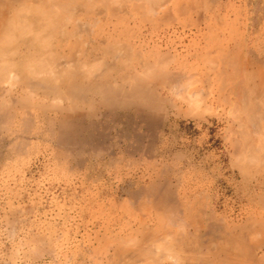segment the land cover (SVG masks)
<instances>
[{
	"label": "rangeland",
	"instance_id": "374dc122",
	"mask_svg": "<svg viewBox=\"0 0 264 264\" xmlns=\"http://www.w3.org/2000/svg\"><path fill=\"white\" fill-rule=\"evenodd\" d=\"M45 1L0 0V264H264V0Z\"/></svg>",
	"mask_w": 264,
	"mask_h": 264
},
{
	"label": "bare ground",
	"instance_id": "6f19581e",
	"mask_svg": "<svg viewBox=\"0 0 264 264\" xmlns=\"http://www.w3.org/2000/svg\"><path fill=\"white\" fill-rule=\"evenodd\" d=\"M48 1H49V0H48ZM50 1H51V0H50ZM50 1H49V2H50ZM52 1L55 2L56 0H52ZM69 1H70V0H69ZM79 1H80V0H79ZM94 1H95V0H94ZM97 1H98V0H97ZM99 1H100V0H99ZM99 1H98V2H99ZM135 1H136V0H135ZM137 1H138V0H137ZM45 2H46V1L43 0V3H45ZM53 2H52V3H53ZM57 2H58V1H57ZM67 2H68V1H67ZM23 3H24V0H23ZM29 3H30V2H29ZM37 3H38V2H37ZM37 3H36V4H37ZM39 3H42V2H39ZM55 3H56V2H55ZM62 3H63V4H61L62 7H63V5L67 4V3H66V0H65V1L63 0ZM68 3H69V2H68ZM84 3H85V2H84ZM31 4H32V3H31ZM31 4H30V6H31ZM50 4H51V3H49V5H48L50 9L48 8L47 5H46V8H45V5H43L42 7H39L38 4H37L38 6H36V7H35L34 4L32 5V6H34L35 9H34V8H33V9H30L31 7L29 6L30 8H29V7H28V8H29L30 10H28V11L25 10V9H26V7H25L24 10H25V12L27 11L26 14H25L24 10H19L18 8H17V9H18V10H17V9H16V6H15V9H16L18 12H19V11H22L21 14H24L25 16H27V15H32V16H34V17H36V18H40L42 21H45V22H43V23H46V22L51 23V21H52V19H51V18H52V14H51L49 11H46V10H47V8H48V10H52V9L54 8L53 6H56V5H57V6H60V5L57 4V3H56L55 5H53V6L51 5V7H52V9H51ZM53 4H54V3H53ZM87 4H88V3H87ZM89 4H91V9H92L93 4H92V3H89ZM95 4H96V3H95ZM95 4H94V5H95ZM24 5H25V4H24ZM80 5H81V4H80ZM82 5H83V4H82ZM96 5H98V4H96ZM113 5H114V3H113ZM25 6H27V5H25ZM84 6H85V5H84ZM110 6H111V5H110ZM21 7H22V6L20 5L19 8H21ZM37 7H38V8H37ZM62 7L60 8V9H61V12H63V11H62ZM85 7H86V6H85ZM132 7H133V6H132ZM135 7H136V6H135ZM66 8H67V7H66ZM87 8H89V6H88ZM12 9H13V8H12ZM15 9H14V10H15ZM21 9H22V8H21ZM60 9H59V10H60ZM16 10H15V11H16ZM56 10H57V8H56ZM66 10L69 11V9H65V11H66ZM71 10H72V9H71ZM17 11H16V12H17ZM57 11H58V10H57ZM57 11H56L55 15H56L57 13L61 14V12H59V11L57 12ZM68 11H67V12H68ZM72 11H73V10H72ZM18 12L15 14V19H13V20H14V22H13L14 29H15V31H17V29H19V30H20V33H21V34L23 33V34H22V38L28 37V38L30 39V40H27V41H25L24 39H22V40H21V41H22V44H23L24 46H26V48H27V47L29 48V47L33 46V45L35 44L36 41H37V42H40V44L43 43V42H42V39H40V36H35V34L32 35V36H28V35H31L30 32L27 31L28 28H29L28 26H27L28 28L25 29V28H26L25 24L23 25V23H22L21 26L19 25V24H20L19 22H18L19 24H16V21L18 20V17H16L17 14H19ZM23 12H24V13H23ZM11 13H13V11H12ZM12 17H14V16H12ZM31 18H32V17H31ZM31 18H30V19H31ZM61 18H62V17H61ZM32 19H33V18H32ZM56 20H57V19H56ZM11 21H12V20H11ZM11 21H10V22H11ZM18 21H19V20H18ZM21 21L24 22V21H25V18H23V20H21ZM34 22H35V21H34ZM38 22H39V24H40L41 21L38 20ZM3 23H4V21H3ZM3 23H1V24H3ZM7 23H8V22H7ZM25 23H26V22H25ZM31 23L33 24V22H31ZM48 23H47V24H48ZM54 23H55V22H54ZM1 24H0V25H1ZM37 24H38V23H37ZM65 24H66V23H65ZM8 25H9V24H8ZM17 25H18V27H17ZM28 25L30 26V24H28ZM48 25H49V24H48ZM48 25H47V28H48ZM50 25H51V24H50ZM66 25H67V24H66ZM2 26H3V29H1ZM2 26L0 27V29H1V30H4V27L6 26V24H5V25L3 24ZM24 26H25V28H24ZM37 26H38V25H37ZM40 26H41V25H40ZM22 27H23V28H22ZM41 27H44L43 24H42ZM45 27H46V25H45ZM56 27H57V26H56ZM11 28H12V26H11ZM62 28H63V27H62ZM7 29H8V28H7ZM21 29H22L24 32H22ZM42 29H44V28H42ZM47 30H48V29H47ZM36 31H37V30H36ZM38 31H43V30H38ZM60 31H61V30H60ZM0 32H1V31H0ZM44 32H45V31H44ZM8 33H9V32H8ZM8 33H7V34H8ZM12 33H13V30H12ZM16 33H18V32H16ZM20 33H19V34H20ZM60 33H61V32H60ZM7 34H5V35H3V36H6ZM32 34H33V33H32ZM36 35H39V33L36 34ZM61 35H62V34H61ZM7 36H8L7 38H9V41H8V40H7V41H6V40H2V41H0V60H1L2 57H4V53L2 52L3 48H4V47L6 48V46H9L8 43L10 42V39H14V38L12 37L13 35L11 36V35L9 34V35H7ZM9 36H10V37H9ZM23 36H25V37H23ZM62 36H63V35H62ZM60 37H61V36H60ZM63 37H64V36H63ZM7 38H6V39H7ZM15 38H16V36H15ZM42 38H43V37H42ZM19 39H20V38H19ZM52 39H53V38H52ZM79 39H80V38H79ZM15 40H16V39H14L13 41L15 42ZM66 40H67V39H66ZM43 41H44V39H43ZM46 41H47V40H46ZM58 41H59V40H58ZM60 41H61V40H60ZM62 41L64 42L63 39H62ZM14 42H13V43H14ZM20 43H21V42H20ZM59 43H60V42H59ZM37 45H39V44H37ZM43 45H44L47 49H48L49 47H51V46H46L45 42H44ZM43 45H42V46H43ZM47 45H49V43H48ZM44 46H43V49H42V50H45ZM57 47H58V46H57ZM11 48H13V47H10L7 51L9 52V51L11 50ZM14 48H15V47H14ZM40 48H41V47H40ZM62 48H63V47H62ZM118 48H119V47H118ZM31 49H32V48H31ZM53 49H55V48H53ZM28 50H29V49H28ZM50 50H51V49H50ZM59 50H60V49H59ZM25 51H26V50H25ZM52 51H53V50H52ZM57 51H58V50H57ZM61 51H62V50H61ZM10 52H12V50H11ZM15 52H16V51H15ZM22 52H23V51H22ZM54 52H55V50H54ZM58 52H60V51H58ZM44 53H45V52H44ZM44 53H43V55L40 54L39 57H38L37 59L34 58V60H32L33 62H32V61L30 62V61H28V60L25 58V60H24V62H23V65H22L23 70H26V73H27V74L30 73V74H34V75H35L36 73H38V72H40V74H41V73H46L47 71L44 72L43 67L46 68V67H47L46 64H48V63L44 64L45 61H43V60H46V58H45L46 56H45ZM62 53H63V52H62ZM6 54H8V53H6ZM6 54H5V55H6ZM10 54H11L12 56H14V55H13V54H14V51H13V54H12V53H10ZM30 54H31V53H30ZM34 54H35V53H34ZM46 54H47V56H51V55H52V53H47V51H46ZM48 54H49V55H48ZM27 55H28V52H27ZM7 56L9 57V55H7ZM7 56H5V58H6ZM23 56H24V55H23ZM29 56H30V55H29ZM29 56H28V58H29ZM36 56H37V55H36ZM63 56H64V55H63ZM52 57H53V56H52ZM20 58H21V57H20ZM32 58H33V57H32ZM47 58L51 59L50 57H47ZM7 59H8V58H7ZM61 59H62V58H61ZM64 59L66 60L67 57L65 56V58H63V60H64ZM4 60H5V59H4ZM30 60H31V59H30ZM54 60H55V59H54ZM9 61H10V60H9ZM9 61H8V62H9ZM66 62H67V61H66ZM1 63L3 64V62H1ZM19 63H20V62H19ZM29 63H31V64H29ZM56 63H57V62H56ZM64 63H65V62H64ZM2 64H0V76H3V75L6 73V70L8 71V69H9L8 66H5L6 62L4 63V65H2ZM8 64H9V63H7V65H8ZM43 64H44V65H43ZM73 64H74V63H73ZM42 65H43V66H42ZM53 65H54V64H53ZM53 65H52V67H53ZM70 65H72V64H70ZM16 66H18V64H16V62L13 61V62H11V65H10L9 67H11V68H15ZM49 66H50V64H48V67H49ZM72 66H73V65H72ZM74 66H75V65H74ZM79 66H80V65H79ZM82 66H83V65H82ZM22 67H20V68H22ZM56 67H57V66H56ZM66 67H67V66H66ZM75 67H77V66H75ZM49 68H50V67H49ZM53 68H54V67H53ZM67 68H68V67H67ZM78 68H79V67H78ZM80 69H81V68H80ZM23 70L21 69V71H23ZM56 70H57V69H56ZM76 70H78V69H76ZM134 70H135V69H134ZM147 70H148V69H147ZM60 71H61V70H60ZM24 72H25V71H24ZM48 72H49V71H48ZM73 72H74V71H73ZM62 73H63V74H62ZM62 73H61V74H62V78L67 76V75H65V74H67V73L64 74V71H62ZM71 73H72V72H71ZM76 73H77V71H76ZM79 73H80V72H79ZM93 73H94V72H93ZM9 74H10V72H9ZM83 74H84V73H83ZM166 74H167V73H166ZM166 74H165V76H166ZM12 75H13V74H12ZM24 75H26V74H24ZM63 75H64V76H63ZM74 75H75V74H74ZM136 75H137V74H136ZM4 76H8L7 73H6ZM4 76H3V79L5 78ZM10 76H11V75H10ZM28 76H30V75L28 74L27 77H28ZM49 76H50V75H49ZM78 76H79V74H78ZM131 76H132V75H131ZM11 77H12V76H11ZM50 77H51V76H50ZM83 77H84V76H83ZM160 77H161V76H160ZM160 77H159V78H160ZM166 77H168V75H167ZM14 78H16V77H14ZM14 78H12V79L15 80V81L18 79V78H17V79H14ZM78 78H79V77H78ZM129 78H130V77H129ZM154 78H155V77H154ZM154 78H153V79H154ZM157 78H158V77H157ZM161 78L164 79L165 77L163 76V77H161ZM8 79H10L9 76H8ZM55 79H56V78H55ZM58 79H59V78H58ZM89 79H90V78H89ZM131 79H132V78H131ZM163 79H162V80H163ZM168 79H169V78H168ZM4 80H5V79H4ZM30 80H31V79H30ZM34 80H35V79H34ZM60 80H61V79H60ZM1 81H2V80H1ZM8 81H9V80H7V83H8ZM17 81H18V80H17ZM50 81H51V79H50ZM55 81H56V80H55ZM133 81H134V80H133ZM157 81H158V80H157ZM5 82H6V80L4 81V83H5ZM9 82H10V81H9ZM32 82H34V81H32ZM45 82H46V81H45ZM58 82H59V81H58ZM11 83H13V82H11ZM14 83H15V82H14ZM23 83H24V82H23ZM58 84H59V83H58ZM260 84H261V83H260ZM12 85H13V84H12ZM65 85H66V84H65ZM36 86H37V85H36ZM10 87H11V85H10ZM263 87H264V86H263ZM260 89H261V90H260ZM260 89H259V90H260V93H262L261 91H263V90H262V88H260ZM263 89H264V88H263ZM134 90H135V87H134ZM243 91H244V90H243ZM257 93H258V91H257ZM257 93H256V91H255V94H256V95H257ZM260 93H259V94H260ZM242 94H243V93H242ZM255 94H254V95H255ZM258 96H259V95H258ZM253 97H254V96H253ZM255 97H257V96H255ZM246 98H247V97H246ZM254 99H255V98H254ZM261 103H262V102H261ZM247 104H248V103H247ZM256 105H257V104H256ZM250 106H251V105H250ZM263 106H264V105H262V108H263ZM233 107H234V106H233ZM253 107H255V106H252V109H255V108H253ZM258 107H259V106H258ZM260 107H261V106H260ZM235 109H236V108H235ZM254 111H255V110H254ZM230 112H231V111H230ZM255 112H256V111H255ZM255 112H253V113H255ZM246 113H247V112H246ZM250 113H251V112H250ZM230 114H231V113H230ZM240 120H241V119H240ZM236 121H237V120H236ZM249 128H250V127H249ZM263 129H264V128H263ZM245 130H246V129H245ZM257 131H258V130H257ZM257 131H256V132H257ZM259 131H260V130H259ZM249 132L251 133V131H249ZM252 135H253V134H252ZM254 135H255V134H254ZM260 140H262V139H260ZM262 143H263V145H264V141H263ZM253 144H254V143H253ZM260 145H261V143H260Z\"/></svg>",
	"mask_w": 264,
	"mask_h": 264
},
{
	"label": "crops",
	"instance_id": "0c3cea01",
	"mask_svg": "<svg viewBox=\"0 0 264 264\" xmlns=\"http://www.w3.org/2000/svg\"><path fill=\"white\" fill-rule=\"evenodd\" d=\"M93 54H94L93 51H91L89 57H93ZM104 58L105 57L100 56L99 58H96L94 61H92L89 65L90 67H88V70L89 71L92 70V71L91 72H84V71L81 72L82 80L87 81L88 83H93L94 81H97V79H98L97 72L101 71L104 73H108V72L112 71L114 65L106 62ZM131 78L132 77L129 78L127 76H124L121 79L124 82L126 80H130V81L134 82L133 78L132 79Z\"/></svg>",
	"mask_w": 264,
	"mask_h": 264
}]
</instances>
